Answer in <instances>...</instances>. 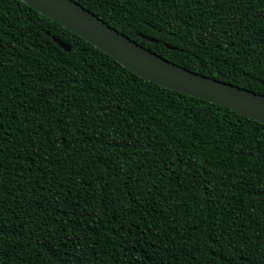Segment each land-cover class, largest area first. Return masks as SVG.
Wrapping results in <instances>:
<instances>
[{"label":"trees","instance_id":"obj_1","mask_svg":"<svg viewBox=\"0 0 264 264\" xmlns=\"http://www.w3.org/2000/svg\"><path fill=\"white\" fill-rule=\"evenodd\" d=\"M76 1L264 95V0ZM0 264H264V123L0 0Z\"/></svg>","mask_w":264,"mask_h":264},{"label":"water","instance_id":"obj_2","mask_svg":"<svg viewBox=\"0 0 264 264\" xmlns=\"http://www.w3.org/2000/svg\"><path fill=\"white\" fill-rule=\"evenodd\" d=\"M112 56L141 77L230 108L264 123V95L189 70L149 50L109 25L76 0H22ZM66 50L71 46L54 37Z\"/></svg>","mask_w":264,"mask_h":264}]
</instances>
